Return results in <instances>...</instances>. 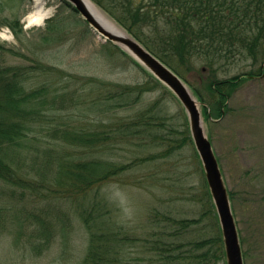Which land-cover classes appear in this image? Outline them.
Listing matches in <instances>:
<instances>
[{"label": "rangeland", "instance_id": "obj_1", "mask_svg": "<svg viewBox=\"0 0 264 264\" xmlns=\"http://www.w3.org/2000/svg\"><path fill=\"white\" fill-rule=\"evenodd\" d=\"M32 3L33 0H0V17L21 20ZM69 4L66 0H46V6L54 11L52 20L45 21L46 27H34L25 32L20 23L23 30L18 36L11 29L15 40L0 41V64H31L39 59L63 72L146 87L136 105L122 108L116 114L136 120L154 105L149 113L146 110L149 124L116 146L112 154L119 162L133 166L103 186L117 203L119 224L137 239L130 255L126 253L129 257L126 264H183L190 260L187 259L188 246L177 252L181 258H170L173 260L170 262L165 257L160 259L156 252L145 253L140 245L142 238H156L152 236L154 232L165 240L166 233L175 228L181 233L180 237H175L177 242L221 236L217 245L218 251L221 249L219 256L213 253L216 247H208L209 244L198 252L212 250L210 256L200 258L203 264H227L221 224L184 105L169 87L121 46L106 41ZM99 9L118 24L101 7ZM49 24L55 27L51 31L54 36L48 34ZM47 35L51 37H45ZM261 44L257 59L249 52L223 58L213 66H208L203 56L196 57L188 67L181 65L189 83L185 82L200 101L205 131L229 190L244 264H264V72L245 80L232 92L222 116L215 113L218 97L209 82L212 77L220 80L250 69L258 72L264 65V36ZM56 74L54 70L35 71L32 83L40 85L55 80ZM64 118L57 116L46 126H65ZM28 143L29 146L16 153L15 166L19 161L22 173L28 170L30 177L55 187L54 159L48 160L42 142ZM31 192L0 184V205L5 212L0 226V264H79L87 245V232L81 220L71 215L61 195L46 188ZM156 211L160 212V218L171 215L177 219L195 218L198 222L186 228H179V223L170 226L167 221H157ZM19 214L24 217L21 221L24 223L19 224ZM35 215L59 223L54 235L49 236L50 245H42L38 251L32 247L41 239L32 228L38 226ZM29 223L31 227L27 226Z\"/></svg>", "mask_w": 264, "mask_h": 264}, {"label": "trees", "instance_id": "obj_2", "mask_svg": "<svg viewBox=\"0 0 264 264\" xmlns=\"http://www.w3.org/2000/svg\"><path fill=\"white\" fill-rule=\"evenodd\" d=\"M93 1L187 83L182 63L188 67L196 57L203 56L206 64L213 66L238 53L250 52L257 59L256 53L261 51L264 0ZM2 24L9 26L17 36L23 30L19 18L0 17V26ZM48 28V34L54 36L51 33L55 29L53 24ZM33 61L31 64H0V184L29 193L46 188L63 197L71 215L79 217L87 232L85 254L79 264H126L137 239L119 224L117 203L103 186L133 166L119 162L112 154L116 146L149 124L146 110L149 113L154 105L136 120L116 114L122 108L136 105L146 87L63 72L39 59ZM53 70L57 72L55 80L40 85L32 83L35 71L48 73ZM263 72L264 65L258 72L250 69L220 80L212 77L210 89L218 97L216 115L224 114L232 92L242 82ZM205 112L210 117L207 108ZM57 116L65 117V126H46ZM33 140L44 144L48 160L54 159L57 166L55 187L30 177L28 170L22 173L19 161L16 166L14 164L16 153ZM3 208L0 205V226L5 214ZM156 212L157 221H167L170 226L179 223L178 227L186 228L198 222L195 218L177 219L171 215L160 218V212ZM34 217H37L38 226L32 228L41 239L32 247L38 251L42 245H50L49 236L54 235L59 223L49 222L41 215ZM22 218L19 214V224L24 223ZM176 229L167 232L165 240L158 238L161 235L158 232L152 233L156 238H142L143 251L156 252L160 259L165 257L172 262L170 258H181L177 252L188 246L187 259L190 260L182 263L203 264L200 258L210 256L212 250H198L209 244L208 247H216L213 253L219 256L221 249L218 251L217 245L221 236L177 242L175 237H180L181 233Z\"/></svg>", "mask_w": 264, "mask_h": 264}, {"label": "water", "instance_id": "obj_3", "mask_svg": "<svg viewBox=\"0 0 264 264\" xmlns=\"http://www.w3.org/2000/svg\"><path fill=\"white\" fill-rule=\"evenodd\" d=\"M73 5L81 17L106 41L121 46L156 78L169 87L180 99L188 114L190 130L198 154L201 158L209 189L221 224L227 264H244L242 246L237 222L233 213L229 190L227 188L219 160L212 143L206 134L200 101L196 98L185 80L172 68L150 52L140 41L122 29L117 34L97 18L84 0H66ZM106 19L93 0H88ZM111 21V20H110ZM113 22V21H111ZM114 23V22H113Z\"/></svg>", "mask_w": 264, "mask_h": 264}, {"label": "clouds", "instance_id": "obj_4", "mask_svg": "<svg viewBox=\"0 0 264 264\" xmlns=\"http://www.w3.org/2000/svg\"><path fill=\"white\" fill-rule=\"evenodd\" d=\"M54 14L52 8L46 6V0H33L30 10L21 18L25 32L32 28L46 27L45 21ZM15 40L14 33L7 25L0 27V41L12 42Z\"/></svg>", "mask_w": 264, "mask_h": 264}, {"label": "bare ground", "instance_id": "obj_5", "mask_svg": "<svg viewBox=\"0 0 264 264\" xmlns=\"http://www.w3.org/2000/svg\"><path fill=\"white\" fill-rule=\"evenodd\" d=\"M84 1L91 10V12L102 22H104L112 32L117 34H123L122 30L115 23L106 19L88 0H84Z\"/></svg>", "mask_w": 264, "mask_h": 264}]
</instances>
